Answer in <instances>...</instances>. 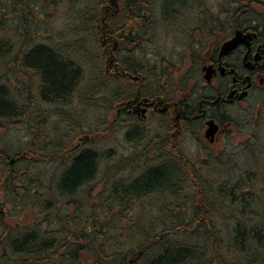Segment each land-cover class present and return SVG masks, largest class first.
Instances as JSON below:
<instances>
[{
  "label": "trees",
  "instance_id": "obj_1",
  "mask_svg": "<svg viewBox=\"0 0 264 264\" xmlns=\"http://www.w3.org/2000/svg\"><path fill=\"white\" fill-rule=\"evenodd\" d=\"M0 3V131L22 126L31 135L13 161L0 136V264H264V159L257 155L264 146L246 149L251 165H240L234 154L206 155L190 164L165 162L149 174L140 160L149 158V136L128 135L123 143L131 147L129 153L117 155L112 147L67 151L65 136L75 130L66 127L62 134L56 125L54 137L45 124L52 114L43 111L59 106L81 85V103L94 97L96 115L102 111L97 102L106 87L92 90L85 81L89 67L99 68L98 74L104 69L103 45L107 49L112 40L126 47L141 43L158 21L193 29L205 19L207 30L217 27L221 14L223 22L230 21L233 13H226V6L251 11V4L262 10L264 0ZM13 9L19 42L7 19ZM43 35L52 39L36 42ZM19 77L30 78L21 91ZM33 80L38 82L35 95ZM70 107L81 106L72 102ZM62 109V119L75 116L65 117ZM99 122L93 128L96 138L104 134ZM143 148L145 154H139ZM152 151L166 149L156 145ZM43 156L53 161L52 170H32ZM213 156L222 163L217 168Z\"/></svg>",
  "mask_w": 264,
  "mask_h": 264
},
{
  "label": "flooded vegetation",
  "instance_id": "obj_2",
  "mask_svg": "<svg viewBox=\"0 0 264 264\" xmlns=\"http://www.w3.org/2000/svg\"><path fill=\"white\" fill-rule=\"evenodd\" d=\"M234 7L239 6L235 4ZM260 7H255V18L247 26H240L243 19L238 12H233L230 21L226 19L224 22L225 14H221L217 27L207 30L204 24L206 20H200V27H188L179 35H174V44L179 46L170 52L168 45V53L163 57L154 49L158 46L154 43L155 40L144 41L140 38L141 43L127 47L113 40L107 44L108 58L112 56L106 61L104 68L108 77L121 72L123 59L129 55V51L141 47L139 45H146L151 57L160 61L163 69L162 74L157 72L139 79L127 78L129 83H136L135 88L114 110L113 106L110 107V102L105 106L107 112L113 110L103 116L108 130L119 131L122 144H126L123 141L128 135L139 132L144 138L152 133L165 147L171 146L169 150H175L189 142L205 152L202 157L204 159L206 155L237 154L262 144L264 25L259 19L264 16V9L262 7L261 10ZM224 24L228 26L223 28ZM173 34L175 33L170 35ZM235 37L236 44L224 49L225 44ZM127 39L126 36L125 40ZM180 43L184 44L185 52L181 51ZM172 48L175 46L172 45ZM182 54L184 58L180 57ZM207 68L210 69L209 80L206 79ZM173 77L178 79L175 81ZM69 121L66 123L69 127L72 126L75 132H81L72 148L78 145L77 150L92 149L86 142L89 139L94 141L93 120L82 113ZM155 139L148 142L147 153L153 150L152 143H156ZM222 141L225 146L220 150ZM65 143L69 146L66 141ZM145 152L143 148L139 154ZM140 160L145 161L144 157Z\"/></svg>",
  "mask_w": 264,
  "mask_h": 264
},
{
  "label": "bare ground",
  "instance_id": "obj_3",
  "mask_svg": "<svg viewBox=\"0 0 264 264\" xmlns=\"http://www.w3.org/2000/svg\"><path fill=\"white\" fill-rule=\"evenodd\" d=\"M246 5L248 6V4L246 3ZM249 7H251V11H249V9L247 11H244L243 9H241L240 7H234L232 4L226 6L225 10L227 11L226 13H228V10H230V13L233 12H238L243 19V22L240 23V26H247V25H251V23L254 20V10H255V5H251L249 4ZM223 13V12H221ZM260 23H262L264 25V16H262L259 19ZM104 21L102 20L101 23H103ZM97 25V28H99V25ZM153 23H149V25H152ZM157 29H154L153 25L152 28L148 27V32L143 36L144 41H151L154 42V38L155 36L158 35V30H162L165 32L170 31V33L172 32H178V31H184L185 29H182L181 27H176L175 25H178L179 22H174L172 23L173 26L172 27H165V22L163 21H158L157 23ZM148 25V24H146ZM160 26V29L159 27ZM151 27V26H150ZM102 38H104V36H101ZM158 41V42H157ZM155 40V44H158V46L160 45L159 40ZM141 47L135 48L133 53H130L129 55H127L124 59H123V67L120 73L118 74H113L110 77L106 76L105 74H94L93 77L87 79L85 81V86L86 88H90L92 90H94L97 86H101L98 89H104L106 87V91L102 92L100 95V107L102 110L105 109V106L107 103L105 102H112V104L115 105V107H117L122 100L124 99V97L135 88V84L136 83H129V80L127 79L128 77L132 78V79H139L140 77L146 76V75H151V74H156L158 72V74H162V67H161V62L158 60H155L151 57V55L149 54V51L146 47V45H139ZM164 48L161 46V49ZM166 50V49H165ZM168 53V52H167ZM166 53V55H167ZM165 54V52H164ZM103 55H107L108 57V48L104 50ZM160 57H163L162 55L159 54ZM112 57V56H111ZM111 57L109 58H103V62H105L106 65V61H108ZM105 68V66H104ZM103 73H104V69H103ZM29 77L25 78L28 79ZM82 85L79 88V90H76L75 92H72V94L69 95V97L65 98V99H61L60 102L58 103L59 106H61L62 108L67 107L68 105H70L72 102L75 101L76 97L78 98V94L80 92H82ZM100 93V92H99ZM98 93V94H99ZM61 130V129H60ZM64 131V130H63ZM61 132L62 134L64 132ZM136 134V133H135ZM70 135H74L73 133L70 132ZM66 139L68 136H65ZM255 147V146H254ZM110 149V148H109ZM122 152H118L117 149H115V154H121ZM241 154H248L249 152L246 151V149L244 151L238 152L237 154H234L233 156L236 158L235 160L237 161V159L239 158V156ZM205 155V152L199 148L198 146H194L191 143H186L183 146H180L179 148L175 149V150H167L162 152L161 154L157 151H151L150 155L148 156L149 158L145 159V166L147 168V170L149 171V174L153 171L152 169L156 168L159 164L162 163H169V162H173L175 159H181L182 161H184L185 163H192L198 159H200L201 157H203ZM158 156V157H157ZM241 158H245V156L243 155ZM211 159L213 160V164H215V168H217L219 165H221V161L219 160V157L213 156L211 157ZM144 162V161H143ZM100 165H104L101 164V162L99 163ZM194 177V176H193ZM192 178V177H191Z\"/></svg>",
  "mask_w": 264,
  "mask_h": 264
},
{
  "label": "rangeland",
  "instance_id": "obj_4",
  "mask_svg": "<svg viewBox=\"0 0 264 264\" xmlns=\"http://www.w3.org/2000/svg\"><path fill=\"white\" fill-rule=\"evenodd\" d=\"M161 1H163V0H161ZM0 7H1V3H0ZM17 16H18V13H15V9H13L12 11L9 10V17H7V19L9 21L8 24L11 27V30H12V31H10L12 38L16 42H19L20 37H19V34H18L17 19H15V17L18 18ZM55 20L56 19L51 20V24L52 25L55 24ZM104 23H105V21H104ZM175 34L167 35L165 33V31H162V30L159 31L158 30V35L155 36L154 39L156 41L159 40L160 45L157 46V48H154L155 51L158 52L160 55L166 56V53L168 52V49L166 48L167 47L166 45H168L169 43H170V52H172V50H176L179 45H175L174 44V40L176 38V36H174ZM50 39H52L50 35H43V36H40L39 39L37 38L36 42H38L39 44L40 43H47V41L50 40ZM102 39H105V38H102ZM170 39H172V41ZM172 45H174L175 48H172ZM161 46L162 47L165 46V47L161 49ZM103 48L106 49V45H103ZM164 52H165V54H164ZM103 58H108V57H107V55H103ZM11 66L12 65H10V67H9L10 71H11L10 68H14L13 66L12 67ZM104 66H105V62H104ZM93 69H92V67L88 68V70H87V79L93 77L94 74H98V72L100 71V69L96 68V67H95L94 70ZM1 73H6L7 74V70H2ZM101 73H103V69H102ZM15 78L16 77L14 76L13 81H15ZM19 78L21 79V83L19 84V86H20L19 89L21 91L22 85L25 84V80L30 82V78H28V79H25L24 77H19ZM173 78H174L175 81L178 79L176 77H173ZM32 86H33L32 87V91H33L32 95H35L36 88L38 86L37 80H33L32 81ZM89 97H91V96H89ZM95 99H96V97H95ZM76 100H77V103L75 102ZM75 101H74L75 106L80 105L81 106L80 109L79 110H76V109L73 110L70 107V105H68L67 107H65V112H67L65 117L71 116L72 114H74V115H82V113H83V114H85L86 117H89L91 120H93L94 125H95L96 121H100L99 123L101 124V131L104 132L103 136H102V132H101L100 136L96 138V135L94 133L95 130H93L94 141L89 139L86 142V144H88V147L95 148V149H98V150H103V149H106V148L109 149V148L112 147L114 149H117L119 153L120 152H123V153H126V152L129 153L130 152L129 151L130 148H131L130 146H128L127 144H121L120 143V136H119L120 132L117 131V130H113V129L108 130L107 121H106V119L103 118L104 115L110 114L115 109V105L114 104H113V108H112L113 110H111L110 112H107V109L105 107V109L102 110L101 112L98 111V113L96 115V111H95V108H94V104L96 103V101L94 100V97L91 100L88 99V101H92L91 104H87V102L81 103L79 97L77 99H75ZM97 104L100 105V101H98ZM262 106H263L262 108L264 109V103H263ZM43 109H42L43 111L46 110L47 112H51V114H52L51 117H49L47 119L46 123H45L48 126L49 125L51 126V129H48L49 130L48 132L51 135H54V137L56 135H58V133L56 131H54V127L56 125L62 124V125H60L61 126L60 132L65 130L66 127L69 128L68 124H66V123L70 122L69 119H67V118H63L62 119V117L58 114L59 110H61V111L63 110L61 106H57V105L56 106H49V107L45 106ZM69 113H71V114H69ZM96 117H98V118H96ZM64 119H66V122H65ZM116 129H118V128H116ZM0 136L3 139V141L5 143V146H7L10 149L11 161H13V159H15L14 158L15 154L25 150V148L27 147V145H26L27 143L26 142H27L28 138L31 137L29 132L26 131V129L23 128L22 126H16L13 129H11L9 131H6V132L0 131ZM80 136H81V132H76L74 135H69L67 137V140L69 141V144H68L69 146H68V150L67 151H70V150L73 149L72 147L77 143V141L79 140ZM149 137L151 138L152 141L155 139V137H154V135L152 133H151V135ZM263 140H264V137H263ZM155 141H156V143H152L153 149L156 148V145L159 148H161V149H166V151L169 150V148L171 147V146L170 147H165L163 145V143L158 141V138L155 139ZM234 141L236 142L237 140L234 139ZM64 142H65V139H64ZM259 145L264 146V141H262V144H259ZM224 146H225V143L222 141V143H220V145H219V149L220 150L224 149ZM77 148H78V145H76L75 148L72 151L76 152ZM257 153H259V154H257L259 157H262V159H264V150L262 152L258 150ZM243 155L245 156V158H241L240 159V157H242ZM45 158H47V159L45 160ZM45 158L43 156V157L40 158V161L37 162L38 164H35V165L32 164V168L31 169L32 170L33 169H38V170L40 169L41 171L43 170L44 172H49L50 170H52V166H49V163H53V161L48 160V156H45ZM237 162L240 165H248V164L251 165V162H250L249 158H247L246 154H241L239 156V158L237 159ZM186 188H188V189H190L192 191L194 190V188H192L191 186H186ZM10 209H11V207L9 205L8 207H6L4 209V212L9 211Z\"/></svg>",
  "mask_w": 264,
  "mask_h": 264
},
{
  "label": "water",
  "instance_id": "obj_5",
  "mask_svg": "<svg viewBox=\"0 0 264 264\" xmlns=\"http://www.w3.org/2000/svg\"><path fill=\"white\" fill-rule=\"evenodd\" d=\"M236 37L233 39V40H231V41H229V42H227L226 44H225V46H224V49H229V48H232L233 46H234V44H236L235 42H236ZM207 70H208V74L206 75V79H210L211 78V75H210V69L209 68H207Z\"/></svg>",
  "mask_w": 264,
  "mask_h": 264
}]
</instances>
